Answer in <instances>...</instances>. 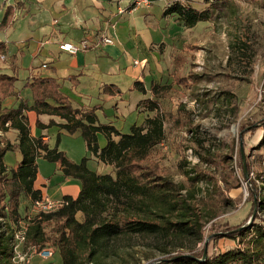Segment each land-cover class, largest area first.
<instances>
[{
  "label": "rangeland",
  "instance_id": "1",
  "mask_svg": "<svg viewBox=\"0 0 264 264\" xmlns=\"http://www.w3.org/2000/svg\"><path fill=\"white\" fill-rule=\"evenodd\" d=\"M4 1L0 0V8ZM170 1L159 0L148 9L139 7L126 15L135 19L136 28L145 39L151 37L156 42L150 49H141L140 59L147 58L143 66L144 71L147 69L146 76L142 78L148 87L152 79L154 83L171 85L159 100V112L168 115L164 123L165 139L153 149L151 157L165 175L183 187V195L205 224L203 238L200 234L172 236L169 244L166 239L161 244L155 237H127L118 242L117 254L105 258L107 264H149L174 254L192 256L203 252L204 256L207 240L214 234L207 243V256L245 247V241L242 244L238 239L227 237L228 233L252 224L257 213L264 217L258 206V199L264 198V173H259L264 170V146L260 147L264 132V0H191L194 7L208 9L212 16L194 27H187L177 15L163 16ZM113 2L125 8L124 13L132 12L128 0ZM144 17L149 18L152 32L146 31ZM51 20L49 12L33 10L32 15L9 34L20 38L44 23L50 25ZM2 36H5L4 31ZM1 50L0 46L2 57ZM124 74L118 77L119 89L123 92L119 105L129 109L144 94L132 91L134 81ZM24 76L25 72H20V78ZM177 77H187V81L177 83ZM15 89L18 91L16 83ZM1 99L0 94V102ZM109 109L115 110L113 106ZM140 111L145 116L139 125L147 115H156V111L147 112L142 108ZM2 137L10 142L4 132ZM101 137L99 144L104 146L106 139ZM60 149L79 161L88 154L81 134L63 133ZM12 157L8 152V162H12ZM88 163L96 172L106 174L94 162ZM189 174L197 179L191 180ZM70 190L77 192L78 187ZM29 207L30 202L22 198L21 219L19 224L13 225L15 240L20 229H28L32 216ZM54 226L53 221L45 222L46 241L42 244L28 242L26 237L16 248L14 243L12 264H62L61 253L54 243L58 234ZM237 226L240 228L229 230ZM216 235L224 237L215 240ZM127 242L134 247L127 246ZM43 249H50L53 256L41 258Z\"/></svg>",
  "mask_w": 264,
  "mask_h": 264
},
{
  "label": "trees",
  "instance_id": "2",
  "mask_svg": "<svg viewBox=\"0 0 264 264\" xmlns=\"http://www.w3.org/2000/svg\"><path fill=\"white\" fill-rule=\"evenodd\" d=\"M16 8L13 5L6 7L0 29L8 25ZM168 15H177L187 27H194L212 17L208 9L194 7L191 0H171L164 8L163 16ZM0 46L3 49L4 44L0 42ZM186 78L177 77L176 81L182 84ZM17 80L15 70L13 74L0 73L1 101L8 96H18ZM25 87L32 92L33 105L21 100L17 107L0 108V264H12L13 225L19 224L21 219L22 198L30 202V209L34 201L43 198L41 190L34 188L38 175L37 160L41 156L49 162H59L65 178L81 183L77 197L64 196L67 202L64 207L41 216L32 215L27 223L26 238L35 245L46 241L45 222L55 223L58 234L54 243L61 253L62 264H107L105 258L117 254L118 242L127 240V237H155L161 244L166 240L169 244L172 236L200 234L203 238L205 224L194 205L183 195V187L165 175L163 168L151 157L153 149L165 139L164 123L168 115L159 112V100L171 85L152 82L147 89L142 81L134 83V89L145 95L148 91L151 93L137 106L147 112L156 111V115H147L141 125H133L127 133L113 125L101 124L95 109L74 107L53 78L33 77ZM116 91L118 87L115 85H105L103 89L104 93L111 95ZM26 110L65 119L66 123L61 127L71 134L80 130L89 153L111 165L114 174H100L89 169V157L79 163L73 162L58 147L50 148L42 137L32 136ZM54 124L52 120L48 126ZM37 125L47 127L40 122ZM9 127L18 132L16 145L2 137ZM100 134L106 139L103 147L99 144ZM263 146L264 132L260 142V147ZM14 148L20 151L22 159L16 169L9 170L5 157ZM189 178L197 179L190 174ZM258 206L264 213V198L258 199ZM257 219L259 222H255ZM255 221L227 235L242 244L245 241V247L211 253L205 259L203 252L192 256L174 254L149 264H264V217L257 213ZM223 237L216 235L214 239ZM127 246L132 248L134 244L127 242Z\"/></svg>",
  "mask_w": 264,
  "mask_h": 264
},
{
  "label": "crops",
  "instance_id": "3",
  "mask_svg": "<svg viewBox=\"0 0 264 264\" xmlns=\"http://www.w3.org/2000/svg\"><path fill=\"white\" fill-rule=\"evenodd\" d=\"M113 1L115 0L112 2L109 0L4 1L0 8V23L8 5L17 8L13 20L5 28L0 29V42L4 44L3 50H1L4 59L0 56V73L13 74L15 70L18 75L16 82L18 96H9L2 100L1 108L17 107L21 100L27 101L29 106L33 105L32 92L25 87L28 79L33 77L53 78L60 84L62 93L71 99L76 108L95 109V114L101 124L113 125L124 133L129 132L133 125H139L145 115H141L142 112L137 105L141 99L150 97V92L148 91L146 95L138 98L129 109L125 106L122 107L119 105V99L123 100V92L119 89L120 80L118 77L124 73L130 75L134 81L132 91L136 90L134 89L136 81H142L148 89V84L142 78L146 76L147 69L144 71L143 66L146 65L147 58L140 59L141 49H150L156 42L151 37L145 39L138 32L135 19L131 20L126 15H131L137 10L121 15L118 13L117 3ZM157 1L159 0H150L151 5L143 6L144 9L150 8ZM128 2L130 3V0ZM33 10L49 12L52 16L51 24L44 23L36 30H28L20 38H12L14 33L9 34V31L15 32L19 28V23L25 18H29ZM144 14L148 15V13ZM144 18L146 31L152 32L149 18ZM3 31L5 36L1 37ZM154 32L156 31L154 30ZM103 34L112 37L113 43L103 44L101 42ZM83 39H88L90 46L87 50L80 51L76 55L60 49L59 45L63 41L78 44ZM135 61H139V64H135ZM148 65L151 69L152 64ZM22 71L25 72V76L20 78ZM156 74L158 75L159 72ZM141 78L142 80H140ZM105 85H115L118 87V91L115 94L106 95L103 92ZM109 106H113L115 110L109 109ZM25 115L28 117L32 136L42 137L50 148L58 147L61 150V135L65 132L69 133L61 127L66 123L65 119L47 114L38 115L33 110H26ZM52 120L55 121V124L48 126ZM38 122L47 127H38ZM73 134H81V131L78 130ZM4 135L11 144H17L18 132L16 130L9 127ZM99 136H102L101 138L104 140L103 134ZM9 152H11L13 160L8 162L6 154V165L9 170L16 169L22 155L15 148ZM87 152L88 154L84 157H89L87 161L89 169L96 171L88 163L92 161L99 168L104 169L103 173H114V168L111 165L99 161L88 150ZM65 154L73 162L81 161L71 158L66 152ZM37 163L38 175L34 188L41 190L43 197L60 200L67 195L74 198L78 196L81 189L80 181L65 178L59 162H49L41 156ZM97 173L100 172L97 171ZM43 185L46 187L43 188ZM77 187V192L70 190ZM54 188H58V190H53Z\"/></svg>",
  "mask_w": 264,
  "mask_h": 264
},
{
  "label": "built area",
  "instance_id": "4",
  "mask_svg": "<svg viewBox=\"0 0 264 264\" xmlns=\"http://www.w3.org/2000/svg\"><path fill=\"white\" fill-rule=\"evenodd\" d=\"M130 5L132 7L130 11H134L138 9L139 7L150 6L151 2L150 0H130ZM125 11H126L125 8H122V7L118 8L119 14H123ZM101 42L103 44H112L113 39L112 37L103 34L101 37ZM59 46L62 51L76 55L80 51L87 50L90 46V41L88 39H83L78 44L70 42V41H63L60 43ZM2 58L4 59V56H2ZM135 64H139V61H135ZM66 204L67 202L64 199L52 200L50 198L43 197L42 199L36 200L32 203L30 212H31V215L33 216H41L43 214L55 212L61 209L62 207H64ZM26 231L27 229L24 227L20 229L19 236L15 240V248H16V245H19L24 242L25 237H26ZM53 253L54 252H52L50 249H43L42 251H40V256L41 258L49 259L53 256Z\"/></svg>",
  "mask_w": 264,
  "mask_h": 264
},
{
  "label": "water",
  "instance_id": "5",
  "mask_svg": "<svg viewBox=\"0 0 264 264\" xmlns=\"http://www.w3.org/2000/svg\"><path fill=\"white\" fill-rule=\"evenodd\" d=\"M242 155H243V159H244L245 156H244L243 147H242ZM244 171H245V176L248 178L249 174H248V172H247V170H246V167H245V170H244ZM255 214H256V209H255V212H254L253 215H252V219L255 217ZM251 221H252V220H251ZM251 221H250V222H251ZM250 222H249V223H250ZM214 235H215V234H214ZM214 235H211V236L209 237V239H211ZM209 239H208V240H209ZM208 240H207V243H208ZM207 243H206V248H205V252H204L203 259H205V258L207 257V252H208V251H207V250H208V248H207V245H208V244H207ZM188 256H191V255H188Z\"/></svg>",
  "mask_w": 264,
  "mask_h": 264
}]
</instances>
